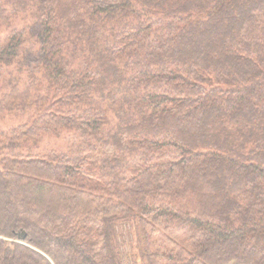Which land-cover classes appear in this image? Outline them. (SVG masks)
<instances>
[{"label":"trees","instance_id":"trees-1","mask_svg":"<svg viewBox=\"0 0 264 264\" xmlns=\"http://www.w3.org/2000/svg\"><path fill=\"white\" fill-rule=\"evenodd\" d=\"M0 29V264H125L131 229L142 264H264V0H0Z\"/></svg>","mask_w":264,"mask_h":264},{"label":"rangeland","instance_id":"rangeland-1","mask_svg":"<svg viewBox=\"0 0 264 264\" xmlns=\"http://www.w3.org/2000/svg\"><path fill=\"white\" fill-rule=\"evenodd\" d=\"M0 33H1V29H0ZM0 83H1V79H0ZM26 118V114H22V115H17V114H13L10 113L7 110H1L0 112V129L1 130H5L8 129L12 126H14L15 124L19 123L21 120ZM43 145L46 146H52V145H58V146H62L64 144L63 139L61 138H56L53 136H45L44 140H43ZM133 229H131V233L130 236L126 237V240L128 239V242L125 243L124 246V250H125V264H142L140 255L138 254V250L136 247V238H134V230L132 232ZM135 239V240H134Z\"/></svg>","mask_w":264,"mask_h":264},{"label":"water","instance_id":"water-1","mask_svg":"<svg viewBox=\"0 0 264 264\" xmlns=\"http://www.w3.org/2000/svg\"><path fill=\"white\" fill-rule=\"evenodd\" d=\"M20 239H25L26 237V232H22L20 235H19Z\"/></svg>","mask_w":264,"mask_h":264}]
</instances>
